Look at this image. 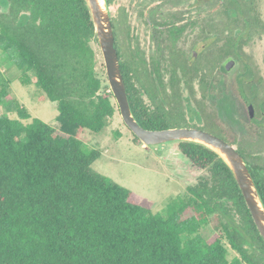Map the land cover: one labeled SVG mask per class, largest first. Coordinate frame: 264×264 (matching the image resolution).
<instances>
[{
    "label": "trees",
    "instance_id": "16d2710c",
    "mask_svg": "<svg viewBox=\"0 0 264 264\" xmlns=\"http://www.w3.org/2000/svg\"><path fill=\"white\" fill-rule=\"evenodd\" d=\"M93 44L84 0H0V56L23 86L56 105L62 133L39 119L27 122L30 114L0 76V106L16 114L0 115V264H264V242L232 174L203 146L177 143L208 178L163 213L91 169L101 153L86 150L78 134L101 133L115 113L112 94H99ZM120 69L140 126L194 128L179 96L172 104L166 98L160 71L150 83L145 67ZM258 182L264 206V181ZM210 217L221 235L205 239L199 231ZM223 240L237 254L231 261Z\"/></svg>",
    "mask_w": 264,
    "mask_h": 264
},
{
    "label": "flooded vegetation",
    "instance_id": "af4514ba",
    "mask_svg": "<svg viewBox=\"0 0 264 264\" xmlns=\"http://www.w3.org/2000/svg\"><path fill=\"white\" fill-rule=\"evenodd\" d=\"M154 1L144 21L154 50L147 63L133 46L125 12L121 9L117 24L110 17L119 64L139 72L145 67L150 83L156 80L154 69L160 71L166 98L172 104L179 96L187 118L185 102L194 101L193 129L231 145L254 184L264 181V0ZM170 5L181 11L167 14ZM226 98L231 117L219 113Z\"/></svg>",
    "mask_w": 264,
    "mask_h": 264
},
{
    "label": "rangeland",
    "instance_id": "374dc122",
    "mask_svg": "<svg viewBox=\"0 0 264 264\" xmlns=\"http://www.w3.org/2000/svg\"><path fill=\"white\" fill-rule=\"evenodd\" d=\"M155 3L154 0H113L107 6L109 15L116 24L121 9L125 12L127 15L124 20L125 25L132 28L129 33L135 36L133 46L142 52L146 63L154 50L151 29L144 21ZM181 8L182 6L170 5L166 13L176 14ZM140 12L142 15H139ZM134 47L132 49H135ZM93 48L96 52V75L102 82L99 94L107 96L111 92L102 56L99 47L93 44ZM0 76L10 80L11 96L30 114L27 122L31 119H39L55 128L57 134H62L60 124L56 120L58 115L56 105L46 100L42 92L33 85L23 86L18 80L19 72L2 56H0ZM164 79L166 81L167 77ZM183 94L187 97L185 93ZM112 103L115 106V113L101 133L94 135L84 130L78 134L86 150L95 149L101 153V157L91 166L94 172L140 196L142 204L154 214L163 213L170 201L185 197L189 187L196 185L200 179L208 178L207 171L193 168L185 157L179 154L177 143L153 149L136 140L123 124L114 99ZM185 104L189 123L196 124L197 121L193 117L194 101L190 99ZM229 104L228 99L219 103V113L223 117L232 116V113H228ZM226 110L228 114L225 113ZM0 115L16 118V114L9 112L3 105L0 106ZM190 214L189 212L187 215ZM199 233L205 239L215 234L221 235L216 229V221L213 217L209 218L207 225L202 227ZM222 242L227 249V259L231 261L237 254L230 249L225 240Z\"/></svg>",
    "mask_w": 264,
    "mask_h": 264
},
{
    "label": "water",
    "instance_id": "95a60500",
    "mask_svg": "<svg viewBox=\"0 0 264 264\" xmlns=\"http://www.w3.org/2000/svg\"><path fill=\"white\" fill-rule=\"evenodd\" d=\"M84 2L94 27L108 87L125 127L140 143L153 149H159L172 143L189 142L203 146L216 154L232 174L258 234L264 242V206L242 157L223 140L197 129L147 130L140 126L132 114L126 93L115 48L107 0H84ZM179 154L181 155V153Z\"/></svg>",
    "mask_w": 264,
    "mask_h": 264
}]
</instances>
